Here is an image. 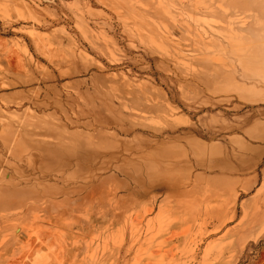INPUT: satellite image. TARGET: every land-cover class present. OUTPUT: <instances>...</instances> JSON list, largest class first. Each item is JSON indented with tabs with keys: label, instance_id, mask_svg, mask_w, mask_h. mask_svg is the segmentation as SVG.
Returning <instances> with one entry per match:
<instances>
[{
	"label": "rangeland",
	"instance_id": "obj_1",
	"mask_svg": "<svg viewBox=\"0 0 264 264\" xmlns=\"http://www.w3.org/2000/svg\"><path fill=\"white\" fill-rule=\"evenodd\" d=\"M0 264H264V0H0Z\"/></svg>",
	"mask_w": 264,
	"mask_h": 264
}]
</instances>
